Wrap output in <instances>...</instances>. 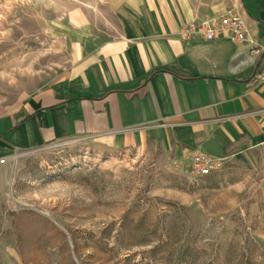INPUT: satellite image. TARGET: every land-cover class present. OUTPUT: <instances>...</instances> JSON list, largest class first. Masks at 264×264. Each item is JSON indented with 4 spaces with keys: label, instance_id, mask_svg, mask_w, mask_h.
I'll list each match as a JSON object with an SVG mask.
<instances>
[{
    "label": "rangeland",
    "instance_id": "374dc122",
    "mask_svg": "<svg viewBox=\"0 0 264 264\" xmlns=\"http://www.w3.org/2000/svg\"><path fill=\"white\" fill-rule=\"evenodd\" d=\"M116 1L0 0V118L70 69L71 10L92 14L97 39L119 36ZM0 264H264V156L196 177L155 144L12 151L0 158Z\"/></svg>",
    "mask_w": 264,
    "mask_h": 264
},
{
    "label": "crops",
    "instance_id": "0c3cea01",
    "mask_svg": "<svg viewBox=\"0 0 264 264\" xmlns=\"http://www.w3.org/2000/svg\"><path fill=\"white\" fill-rule=\"evenodd\" d=\"M235 7L249 37L264 45V0L210 9L189 0H118L120 34L99 40L93 16L71 10L72 65L0 118V158L69 138L101 139L115 150L155 144L180 161L189 150L255 164L264 156V56L246 40L184 41L180 29Z\"/></svg>",
    "mask_w": 264,
    "mask_h": 264
},
{
    "label": "built area",
    "instance_id": "2783aa9c",
    "mask_svg": "<svg viewBox=\"0 0 264 264\" xmlns=\"http://www.w3.org/2000/svg\"><path fill=\"white\" fill-rule=\"evenodd\" d=\"M179 36L184 41H191L195 38L206 42L225 39L232 44L248 40L252 45L251 55L253 57L264 56V45H260L249 37L245 23L235 7H227L223 12L211 18L195 20L184 25L179 31ZM258 78L264 81V67ZM222 161L223 158L214 157L201 150H189L177 162L190 174L205 177L218 170Z\"/></svg>",
    "mask_w": 264,
    "mask_h": 264
}]
</instances>
